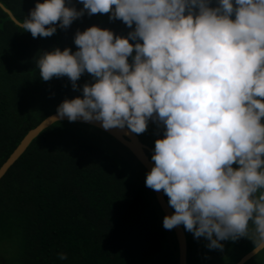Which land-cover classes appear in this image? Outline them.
<instances>
[{
	"label": "clouds",
	"instance_id": "clouds-1",
	"mask_svg": "<svg viewBox=\"0 0 264 264\" xmlns=\"http://www.w3.org/2000/svg\"><path fill=\"white\" fill-rule=\"evenodd\" d=\"M79 2V11L66 0L36 3L21 27L47 38L58 22L67 29L87 12L110 13L135 30L124 38L93 26L76 33L75 53L40 56L43 81L66 76L77 90L85 72L95 79L83 98L60 104L59 118L136 134L150 119L162 123L145 183L175 210L163 227L183 225L210 250L242 237L264 250V0H218L214 8L211 0Z\"/></svg>",
	"mask_w": 264,
	"mask_h": 264
},
{
	"label": "trees",
	"instance_id": "trees-1",
	"mask_svg": "<svg viewBox=\"0 0 264 264\" xmlns=\"http://www.w3.org/2000/svg\"><path fill=\"white\" fill-rule=\"evenodd\" d=\"M0 2L23 23L36 3L45 0ZM66 4L78 11L84 8L79 0ZM218 6V0H211L210 7ZM110 15L85 14L67 29L57 28L51 37L33 38L0 7V168L31 129L65 100L83 98V86L95 83L87 72L76 82L77 90L66 76L43 81L36 61L56 48L75 53L76 33L93 26L124 38L135 30V24L129 28L119 19L110 20ZM135 55L134 51L129 64ZM165 131L163 124H154L139 136L154 150ZM147 174L109 134L86 124L54 123L0 181V262L179 264L175 234L163 227L165 216L146 186ZM185 232L188 264H237L255 249L252 240L242 237L221 241L223 251L210 250L207 239L201 237L200 243ZM59 253L67 259L60 260ZM245 264H264V250Z\"/></svg>",
	"mask_w": 264,
	"mask_h": 264
},
{
	"label": "water",
	"instance_id": "water-1",
	"mask_svg": "<svg viewBox=\"0 0 264 264\" xmlns=\"http://www.w3.org/2000/svg\"><path fill=\"white\" fill-rule=\"evenodd\" d=\"M0 7L9 15L11 20L21 27V22H19L14 14L6 8L3 3L0 2ZM87 14V12H85ZM53 25H50L49 27H52ZM56 28H59V24L54 25ZM60 121H67L69 122L68 118L65 117L63 119L59 118L58 113H53L47 118H45L37 127L34 129H31L26 136L22 139L20 144L16 147V149L13 151V153L9 156V158L6 160V162L1 166L0 168V181L4 177V175L7 173V171L14 165V163L23 155V153L28 149L32 141L38 137V135L43 132L45 129L50 127L56 122ZM75 123H81L86 124L92 127H95L110 136H112L114 139H116L122 146H124L126 149H128L132 155L137 159V161L140 162V164L146 169L148 173L151 172V170L155 167V162L152 160V156L154 155L153 150L145 144L139 134H136L132 132L127 127L120 129V128H113L109 130H105L101 126V122H85L82 119L75 121ZM154 124H162L156 120L150 119L148 122V126L154 125ZM156 200L159 204L160 209L162 210L164 216H171L174 214V210L172 207L169 206V203L166 199L165 193L163 190L160 192L154 191ZM176 241H177V247H178V261L179 264H188V240L187 235L185 232V229L183 225L177 226L176 228L172 229ZM260 252V251H259ZM259 252H256L252 250L250 253H248L246 256H244L237 264H245L248 262L251 258H253L255 255H257Z\"/></svg>",
	"mask_w": 264,
	"mask_h": 264
},
{
	"label": "rangeland",
	"instance_id": "rangeland-1",
	"mask_svg": "<svg viewBox=\"0 0 264 264\" xmlns=\"http://www.w3.org/2000/svg\"><path fill=\"white\" fill-rule=\"evenodd\" d=\"M153 151H154V150H153ZM187 232H188V231H187ZM188 234H190V233H188ZM192 234H193V233H192ZM190 235H191V234H190ZM190 235H188V236H190ZM202 238H203V240H204V239H206V238H204V237H202ZM197 242H200V243H201V238L197 239ZM1 263H3V264H4V262H3V261H2V262H0V264H1Z\"/></svg>",
	"mask_w": 264,
	"mask_h": 264
}]
</instances>
